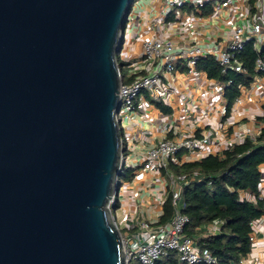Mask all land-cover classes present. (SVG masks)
I'll list each match as a JSON object with an SVG mask.
<instances>
[{"label": "water", "instance_id": "95a60500", "mask_svg": "<svg viewBox=\"0 0 264 264\" xmlns=\"http://www.w3.org/2000/svg\"><path fill=\"white\" fill-rule=\"evenodd\" d=\"M132 0H0V264H126L110 201Z\"/></svg>", "mask_w": 264, "mask_h": 264}, {"label": "crops", "instance_id": "0c3cea01", "mask_svg": "<svg viewBox=\"0 0 264 264\" xmlns=\"http://www.w3.org/2000/svg\"><path fill=\"white\" fill-rule=\"evenodd\" d=\"M211 7L208 4L194 12L181 8L178 16L166 15L161 0H137L123 26L128 39L123 38L121 55L127 49L138 57L142 43L152 38L169 39L178 51L192 46L221 48L235 25H256L257 36L264 41V0H225L219 10ZM129 55H123L124 62L133 60ZM127 70L128 78L131 73ZM226 86L209 79L203 71L187 72L183 61L177 60L174 70L161 76L158 86L142 91L136 99L135 110L120 122L122 173L112 212L122 234L150 241L153 228L167 224H158L169 193L166 176L163 170L142 168L148 149L165 138L191 144L193 152L184 146L169 160V164L180 166L221 155L247 139L255 141L264 130V72L256 74L249 86H239V95L228 110ZM260 173L259 199L264 201V164ZM245 197L254 201L249 195ZM141 222L149 223L152 229L141 228ZM215 224L202 225L198 237L209 235ZM252 230L250 252L238 264H264V216L252 224Z\"/></svg>", "mask_w": 264, "mask_h": 264}, {"label": "built area", "instance_id": "2783aa9c", "mask_svg": "<svg viewBox=\"0 0 264 264\" xmlns=\"http://www.w3.org/2000/svg\"><path fill=\"white\" fill-rule=\"evenodd\" d=\"M134 1H131V8ZM224 1L161 0L162 13L166 15L173 13L178 16L181 8H187L194 12L202 10L208 4L212 5L211 8L214 10H219ZM129 12L126 15L125 23ZM257 32L259 31L256 25H249L248 28L235 25L224 46L217 49L192 46L189 49L184 48L178 51L169 39L152 38L145 40L142 43L141 53L138 57L128 63L123 60V64L130 70L132 80L123 83L121 72L120 106L115 115L117 122L120 124L124 118L135 110L136 99L142 91L153 90L159 85L161 76H165L174 70V63L177 60L183 61L187 72H193L201 59L212 56L221 67V73H225L227 70L241 72V64L237 61L236 55L243 50L244 46L251 42L254 50L258 53L264 48V41L258 38ZM120 36L121 43L118 54H120L123 45L124 30L121 31ZM255 72L256 74L264 72V57L256 59ZM184 146L187 150L193 152L194 147L191 144H182L165 138L148 149L145 154L142 164L144 170H163L165 173L172 212L166 225L155 227L149 233L150 241L121 233L126 264H155L172 252L176 253L178 262L182 264H217L218 262L217 258L213 257L208 250H200L196 240L185 233L189 218L183 213V192L190 182L199 181V179L195 176L177 175L169 170V160L176 157ZM121 168L122 160L120 174L122 173ZM117 195L118 190L112 195L111 208L117 200ZM216 224L217 226L211 229L210 234L219 233L220 223ZM139 226L145 230L152 229V226L147 222H141ZM252 240L253 238L250 237V241Z\"/></svg>", "mask_w": 264, "mask_h": 264}, {"label": "trees", "instance_id": "16d2710c", "mask_svg": "<svg viewBox=\"0 0 264 264\" xmlns=\"http://www.w3.org/2000/svg\"><path fill=\"white\" fill-rule=\"evenodd\" d=\"M258 57H264V48L258 53L252 43L248 42L236 55L241 64V72L227 70L221 73V67L212 56L201 59L196 69L205 72L209 79L227 85L224 98L228 110L239 95V86L247 87L253 81ZM131 80V77H124L123 83ZM263 164L264 130L255 141L247 139L224 150L221 155H208L180 166L169 164L173 173L199 179L190 182L183 192V213L189 218L185 233L196 240L200 250H208L217 258V264H238L250 252L252 224L264 216V201L259 199L260 166ZM124 178L129 179L127 176ZM246 195L253 197L254 201L247 200ZM116 206L115 201L112 211ZM171 212L168 196L158 224L167 222ZM215 223H220L218 234L198 237L202 225ZM155 264L182 263L178 262L176 253L172 252Z\"/></svg>", "mask_w": 264, "mask_h": 264}, {"label": "rangeland", "instance_id": "374dc122", "mask_svg": "<svg viewBox=\"0 0 264 264\" xmlns=\"http://www.w3.org/2000/svg\"><path fill=\"white\" fill-rule=\"evenodd\" d=\"M134 1V0H133ZM137 2V0H135L134 1V3H136ZM126 39H128V35L126 34L125 36H124ZM124 48V47H123ZM125 54H130L129 56V59H135L134 57H133V55H135V53H131V52H128V50L126 49L124 52H123V50H122V55H121V53L120 54H118V56H117V60H118V65H119V67L121 68V71H122V77L124 78V77H127V74H128V70H127V68H126V65L125 64H123V55H125ZM132 60V61H133ZM131 61V62H132ZM121 182V178L118 180V183H120Z\"/></svg>", "mask_w": 264, "mask_h": 264}]
</instances>
